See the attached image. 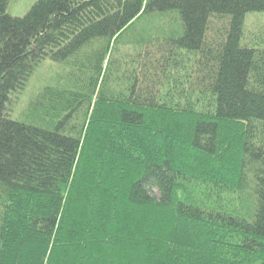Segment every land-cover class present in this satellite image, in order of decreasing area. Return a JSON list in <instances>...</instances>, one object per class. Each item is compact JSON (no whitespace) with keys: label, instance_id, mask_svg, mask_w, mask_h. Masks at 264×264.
<instances>
[{"label":"trees","instance_id":"obj_1","mask_svg":"<svg viewBox=\"0 0 264 264\" xmlns=\"http://www.w3.org/2000/svg\"><path fill=\"white\" fill-rule=\"evenodd\" d=\"M252 12L264 0H0V264H264ZM46 60L60 71L15 113Z\"/></svg>","mask_w":264,"mask_h":264},{"label":"rangeland","instance_id":"obj_2","mask_svg":"<svg viewBox=\"0 0 264 264\" xmlns=\"http://www.w3.org/2000/svg\"><path fill=\"white\" fill-rule=\"evenodd\" d=\"M35 1L36 0H9V12L16 16H22L32 7ZM245 29L249 38H264V12L249 13L246 16ZM58 71H60V67L55 63L49 60L42 63L37 69L28 88L19 94V100L17 105L15 104L14 112H18V109L27 102V98L33 93L35 88L39 87L42 83L49 81V79L56 75Z\"/></svg>","mask_w":264,"mask_h":264}]
</instances>
